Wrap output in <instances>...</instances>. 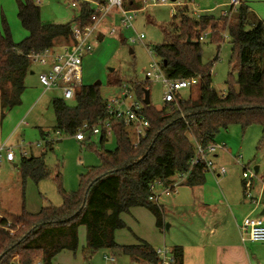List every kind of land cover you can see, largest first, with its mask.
<instances>
[{
    "label": "trees",
    "instance_id": "1",
    "mask_svg": "<svg viewBox=\"0 0 264 264\" xmlns=\"http://www.w3.org/2000/svg\"><path fill=\"white\" fill-rule=\"evenodd\" d=\"M91 1L99 5L104 3V0ZM80 8L77 23L88 25L92 22L93 5ZM123 8L139 11L143 10V5L141 1L124 0ZM235 14L238 21L229 22L227 16L193 18L185 5L176 10L171 23L161 27L164 42L153 48V54L169 80L197 79L194 95L186 100L177 98L175 103L157 110L143 104L144 92L149 90L140 86L135 96L143 104V114L149 122L147 137L137 139L131 126L113 120L116 149L107 151L105 145L110 137L100 138L97 153L100 165L80 175L76 191H65L60 175L56 176L61 206H45L38 213L30 214L25 211L22 197V209L14 221L0 219V264H32L37 257L44 264H52L60 253L76 252L81 227L85 228L83 251L88 258L95 252L107 250L126 256L134 264L158 263L155 249L143 240L132 246L116 243L115 232L125 228L121 215L135 207L144 208L154 216L157 230H164L163 208L149 201L150 187L157 182L170 184L173 177L189 170L194 141L213 144L221 131L236 126L245 130L257 125L262 131L260 146H264V20L245 3H240ZM17 18L27 34L24 40L13 41L4 18L0 32L2 119L4 112L22 103L25 80L33 67L29 56L75 43L72 25H43L39 7L30 0H17ZM209 29L214 39L220 40L223 34L230 38L232 49L226 94L218 95L213 89V62L206 63L203 59L201 38ZM216 45L219 50L220 43ZM118 84V80L112 79L109 83L111 87L120 88ZM72 101L73 105L63 98L53 100L55 132L74 137L83 124L92 127L110 118L99 84L82 85L75 91ZM92 149V139L84 141L82 150ZM44 161L43 155L21 159L18 166L23 187L27 179L38 183L50 178L51 172ZM205 174L202 167L193 168L186 184L201 186ZM243 191L245 195L244 185ZM172 254L175 264H183L181 247H173Z\"/></svg>",
    "mask_w": 264,
    "mask_h": 264
},
{
    "label": "rangeland",
    "instance_id": "2",
    "mask_svg": "<svg viewBox=\"0 0 264 264\" xmlns=\"http://www.w3.org/2000/svg\"><path fill=\"white\" fill-rule=\"evenodd\" d=\"M20 1L26 2V0ZM30 1L39 7L43 25L68 24L75 19V14L79 16L80 13L79 8H71L65 0ZM135 1L142 2L143 10L135 11L136 13L133 14L131 20L133 29L123 30L120 25L121 13L118 10H113L97 28L96 33L98 34H95L91 40L94 45L93 50L83 57L81 64L82 85L99 84L100 94L104 100L115 97L125 86L135 90L134 99L127 103L122 110H126L134 103L135 93L136 91L139 93L140 86L148 88L152 107L157 110H162L165 107L162 102L164 87L160 82L148 80L146 75L152 71L151 65L157 61L153 54V48L164 42L161 27L171 23L172 17L179 7L185 5L188 8V15L193 18L201 15L220 17L226 12L229 22H237L231 17L235 15L240 3H245L258 18L264 20V0H239L237 6L231 5V0H176L175 2L167 0L166 5H152L149 0ZM3 18L10 28L15 43H20L27 37L18 22L17 0H0V32L3 31ZM176 25L177 23H175ZM112 30L116 32L114 35H110ZM210 33L209 29L202 35L204 37L202 42L204 43L203 59L206 63L213 62V89L218 95L226 94L225 83L230 73L229 61L232 49L230 38L223 34L218 40L212 38ZM136 34H142L144 39L131 43L130 39L135 38ZM217 43H220L219 50ZM29 79L36 83L35 76L32 75V78ZM111 79L118 80V86L121 84L120 88L111 87L109 85ZM194 90L193 88L184 89L177 94V98L186 100L194 95ZM235 90L238 89L235 87ZM58 98L62 99V93L59 90H51L43 94V92L29 88L22 96L21 105L4 112L3 119L0 104V145H6L12 149L17 164L20 163L22 153H27V158L43 155L44 162L51 172L50 178L38 183L27 179L23 187L20 167L14 168L12 165L3 163L0 166V219L4 218L12 223L21 212L22 197H24L25 211L30 214L38 213L45 206H61L62 199L58 192L56 176L60 175V182L65 191L74 192L77 190L80 175L85 174L87 169L100 165L97 157V153L100 151V136L92 137V150H82L84 142H78L74 137L65 134L57 135L55 132L56 120L52 102ZM67 103L74 104L73 101ZM261 141L262 131L257 125L250 126L245 130L236 126L227 131H221L217 135L215 143L224 146L223 153H220L219 158L228 173L217 181L208 173L205 183L198 186L200 188L195 189L194 192L201 193V190L205 192L211 198L214 208L220 206L222 209H227V207L238 206L240 203L252 205V207L258 205L257 211H255L256 215H254L258 217L264 210V206L259 203L261 197L259 188L264 189V146H260ZM105 148L107 151L116 149L114 136L109 138ZM239 157H242L240 162H238ZM256 166H261V169L253 177L251 196L244 197L242 191L243 169L246 168L254 174ZM179 177L180 175L175 176L177 179ZM158 197L162 202L158 205L167 211L163 212L165 227L170 225L172 229L167 232L165 227L163 231L157 230L154 216L144 208L135 207L128 214L121 215L125 228L115 232V241L118 245H137L142 239L155 251L163 248L171 251L173 245H180L190 240L187 237L189 232L186 227L192 217L190 209L192 199H195L194 193L189 188L183 187L170 195L159 191ZM12 209L19 211L15 212ZM6 211H13L15 216L9 218ZM260 218L264 221V216ZM238 241L243 245L239 232L236 242H233L237 244ZM85 244V228L81 227L76 252L60 253L52 264H134L126 256H119L107 250L95 252L88 258L83 251ZM244 245L253 264H264V244L247 242ZM104 256L113 257L115 262L106 261ZM38 263L44 264L40 257L35 258L32 264ZM16 264L19 263L16 262Z\"/></svg>",
    "mask_w": 264,
    "mask_h": 264
},
{
    "label": "built area",
    "instance_id": "3",
    "mask_svg": "<svg viewBox=\"0 0 264 264\" xmlns=\"http://www.w3.org/2000/svg\"><path fill=\"white\" fill-rule=\"evenodd\" d=\"M73 9L80 8L81 5L91 4L93 5L94 13L92 15V22L88 25L80 26L79 24L72 27L73 37L75 43L69 47H63L60 50L56 48L46 49L42 52L33 53L29 56L33 66L36 65L40 68L38 73L39 85L44 91L59 90L62 93V98L65 101H72L75 97V91L82 86L81 81V64L83 57L90 54L94 45L91 43L93 36L97 32V28L104 21V19L113 11L118 10L121 13L120 25L123 30L133 29L131 20L135 11H126L123 8L124 0H104L102 5L95 4L91 0H65ZM81 2V3H80ZM152 5H166L167 0H149ZM239 0H231V5L237 6ZM228 15L226 12L223 16ZM238 21L237 15H232ZM116 32L112 30L110 35H114ZM226 38V36H224ZM144 36L142 34L137 35L135 38H131L130 42L142 41ZM204 40L202 36L201 41ZM151 72H148L146 78L152 79L156 82H160L164 87V95L162 102L166 104L175 103L177 101V94L184 90L193 88L197 85V79L188 80H169L165 77L161 68L156 62L151 65ZM133 88L125 86L121 88V91L115 97L105 100L106 112L110 118L98 122L96 125L89 127L87 124H83L74 138L78 142H84L92 137H111L113 136L112 126L114 122L124 123L131 126L134 130L136 138L147 137L146 130L149 128V122L143 114V104L137 100L132 103L129 108L122 110L126 107L127 103H130L133 99ZM114 120V122H112ZM60 135L59 132H56ZM224 150L223 145H217L215 143L203 145L200 142L194 141V155L190 162V168L178 178L180 181H185L189 175L192 174V169L195 167H202L206 173H210L217 181L220 177L227 175L228 171L225 167H217L215 164V155L218 151ZM242 160V157L238 158V162ZM15 161V155L12 149L6 145H0V166L3 163H13ZM254 174L248 169H243L242 178L244 180L245 195L251 196L252 192V180ZM175 178V177H173ZM165 184L163 182H157L153 184L150 189L152 195L149 197V201L158 204V192H162L166 195L173 193L178 186L177 183ZM218 183V182H217ZM264 188V185H263ZM238 230L241 236L242 243H262L264 244V221L261 218L245 217ZM158 258L157 264H175V260L172 251L167 249H158L156 251ZM104 259L108 262L114 263L113 257L104 256ZM39 264V263H38Z\"/></svg>",
    "mask_w": 264,
    "mask_h": 264
},
{
    "label": "crops",
    "instance_id": "4",
    "mask_svg": "<svg viewBox=\"0 0 264 264\" xmlns=\"http://www.w3.org/2000/svg\"><path fill=\"white\" fill-rule=\"evenodd\" d=\"M89 1V0H86ZM81 10V8H79ZM75 19L68 23L74 27L77 23V19L80 16L75 14ZM19 22V21H18ZM61 25V24H58ZM64 25V24H62ZM22 29V28H21ZM61 49V48H60ZM56 48V50H60ZM35 72H37L35 74ZM38 72H40V68L36 65L32 67V71L29 75L31 77H26L25 80V87L27 89H32L34 91L49 92L44 91L42 87L38 83ZM32 75L35 76L36 83L32 82L29 78H32ZM216 139V138H215ZM215 143V140H214ZM216 144V143H215ZM218 151L215 155V164L217 167H225L224 163L220 161L219 155L222 152ZM223 153V152H222ZM27 153H22L21 158H27ZM12 165L14 168L19 167L15 161L13 163H7ZM259 168L258 172L261 169V166H256ZM208 173L205 174V177ZM212 178H214L211 174H209ZM255 175V174H254ZM192 177V174L185 181H180L177 178H173V183H177V189L187 187L194 193V198L192 199V207L190 209V219L188 226L186 227L187 232L189 235L187 236L190 240L186 243H182L180 245H173V247H181L183 249V264H253L252 260L249 258V254L247 253L248 250L245 248V243L241 245L238 241L235 244L233 241L236 242L238 238V225L245 217L251 218H260L262 217L261 214L264 210L258 215H256L257 206L252 205H245L240 203L238 206L234 207H227V209H222L220 206H212V200L210 197L206 195L205 192L201 190V193H195L194 190L200 187H190L187 185V181ZM204 177V178H205ZM205 183V179H204ZM203 183V184H204ZM202 184V185H203ZM217 184V183H216ZM201 185V186H202ZM244 182L242 183V187ZM175 189V191H177ZM253 190V189H252ZM174 191V193H175ZM243 191V188H242ZM252 193V192H251ZM244 194V191H243ZM259 194L261 197L259 198V203L264 206V189L261 187L259 188ZM246 195H244L245 197ZM258 201V200H257ZM162 203L160 198L158 200V204ZM15 212H18L17 209H12ZM13 211H9L13 213V216H9V218L14 217L15 213ZM163 212H167L166 210ZM17 217V216H16ZM157 229V228H156ZM172 229V226L169 225V230ZM168 230V231H169ZM165 231L166 227H165ZM142 240V239H140ZM239 240V239H238ZM144 241V240H143ZM146 242V241H145ZM138 244V243H137ZM172 247V246H171ZM172 251V250H171ZM64 253V252H62Z\"/></svg>",
    "mask_w": 264,
    "mask_h": 264
},
{
    "label": "water",
    "instance_id": "5",
    "mask_svg": "<svg viewBox=\"0 0 264 264\" xmlns=\"http://www.w3.org/2000/svg\"><path fill=\"white\" fill-rule=\"evenodd\" d=\"M171 2H175L176 0H170ZM132 53V52H131ZM143 104L145 106H148L150 105V95H149V92L146 90L144 92V99H143ZM258 170L259 168L258 167H255L254 168V174L255 176L258 174ZM6 214L9 215V216H13V213L9 212V211H6ZM261 216H264V212L261 214ZM166 230L168 231L169 230V225H166Z\"/></svg>",
    "mask_w": 264,
    "mask_h": 264
}]
</instances>
